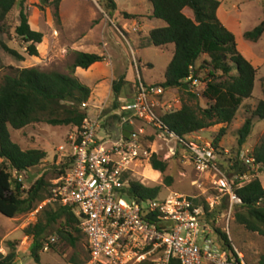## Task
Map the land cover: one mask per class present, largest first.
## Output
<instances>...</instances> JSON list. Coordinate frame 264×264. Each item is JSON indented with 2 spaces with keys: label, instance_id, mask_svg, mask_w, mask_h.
I'll return each mask as SVG.
<instances>
[{
  "label": "trees",
  "instance_id": "1",
  "mask_svg": "<svg viewBox=\"0 0 264 264\" xmlns=\"http://www.w3.org/2000/svg\"><path fill=\"white\" fill-rule=\"evenodd\" d=\"M27 0H0V24L5 22L14 9L20 10V24L16 28V35L27 47L29 57H38V45L43 43L44 35L35 32L29 25V16L25 12ZM55 2V16L60 18V3ZM115 9L113 0H108ZM153 6V20L163 21L164 28H157L149 32V42L144 48L156 47L166 49L175 46V52L165 74V81L157 84L167 90H177L182 94L180 108L174 113L163 116V122L181 137L208 130L223 125L214 140L217 152L225 153L220 143L227 133L243 104L253 98L259 70L238 50L235 34L230 31L218 18L221 7L219 0H144ZM191 11L190 18L185 11ZM137 19L138 16H131ZM264 37V23L253 31L245 34V39L258 43ZM7 53L19 61L25 58L16 50L9 48L0 41ZM206 57L207 60L198 67V62ZM105 57L97 54L77 52L72 66L77 69L89 70L98 63L104 62ZM207 71L206 86L202 97L208 106L203 108L200 96L189 91L187 79L193 76L201 80L203 71ZM125 78L115 84V91L120 92ZM263 100L253 111V117L245 121L238 131V149L232 150L227 163V174L247 176L250 168L240 160L241 149L247 144L253 130L254 118L264 121V84L262 87ZM92 91L73 76L57 72H45L39 68L18 70L13 76H6L0 87V214L7 219H15L22 215L37 212V221L23 230L26 238L31 240L28 255L36 263L41 264V254L48 247L49 251L57 252L63 246L77 248L85 235L80 229V221L73 209L60 203H48L52 198V184L46 177L34 179L32 171L45 164L48 154L44 150H23L11 136L10 129L22 131L29 126L46 124L53 127H70L81 129L89 115L82 105L91 99ZM188 98V99H187ZM120 122V117H115ZM256 164L261 165L260 173L264 172V136L253 149ZM152 168L165 175L169 165L156 155L150 159ZM72 160L58 169V177L66 174L71 168ZM24 177L30 185L20 183L14 173ZM57 177V178H58ZM254 178L245 185L235 181L241 205L234 207L235 221L247 231L264 237V186L255 172ZM165 183L170 185L171 178L166 177ZM162 187L149 188L143 184L130 180L128 198L155 199L162 193ZM229 203L227 200L225 201ZM47 203V204H46ZM205 206L208 220L216 223V216L227 209L210 212L207 200H197ZM225 205V204H224ZM225 243L233 250L229 237L220 228L216 229ZM86 240V238H85ZM9 253H0V264H18V250L20 242L7 243ZM89 255V254H88ZM264 264V253L261 256ZM76 264H82L75 262ZM141 264H154L145 261ZM170 264H180L172 259Z\"/></svg>",
  "mask_w": 264,
  "mask_h": 264
},
{
  "label": "rangeland",
  "instance_id": "2",
  "mask_svg": "<svg viewBox=\"0 0 264 264\" xmlns=\"http://www.w3.org/2000/svg\"><path fill=\"white\" fill-rule=\"evenodd\" d=\"M56 1L27 0L24 6L31 29L44 35L43 43L37 46L38 57H29L28 45L16 35V28L20 24L18 8L0 24V41L25 58L24 62L19 61L0 47V87L6 76H13L18 70L23 69L39 68L45 72L73 76L92 91L91 99L88 101L89 107L86 109L88 115L94 118L103 109L102 128L115 137L119 124L115 112L122 106L120 99L125 100L128 95L132 97L141 79L146 84H162L165 81L175 46L171 45L166 49L144 47L149 42V32L164 28L166 24L159 20H149L153 6L144 0H113L115 9L108 0H96V2L62 0L59 19L55 16ZM219 1L221 2L219 20L235 34L240 53L252 61L260 71L253 98L243 104L235 122L227 127V133L220 143V148L224 149L225 153L218 152V168L224 174L227 173V161L231 157L232 150L238 149V131L247 119L253 117V111L263 100L264 37L258 43H252L245 39V34L264 23V0ZM127 14L138 18L131 19ZM134 28H137V31H134ZM77 52L97 54L105 57V60L89 70L77 69L73 72L72 66ZM205 60L207 58L203 57L198 62V67ZM207 74L204 70L201 75L200 81L204 86H206ZM124 78L125 83L117 93L115 84ZM203 90L200 89L198 93L193 94L200 96V104L206 108L208 102L202 97ZM174 95L182 100L180 92ZM254 125V130L242 149L253 150L264 136V121L254 118ZM222 128L226 127L219 125L204 130L202 137L214 142ZM145 129L146 135L142 138V145L151 156L156 155L160 160L167 162L169 168L163 175L152 168L150 159L138 162L132 166L129 173L128 177L131 181L139 182L149 188L162 187V198H166L171 193H180L203 201L219 195L214 185L218 176L216 171L198 170L190 154L183 148L160 138L151 127L146 126ZM70 132V127H53L46 124L32 125L22 131L10 129L13 141L23 150L40 149L48 154L45 164L32 171L34 179H31L30 183L43 176L51 183L58 177V169L53 165L59 167L68 162L66 149ZM62 147H65V151H61ZM172 147L175 149L174 155L171 152ZM226 151L229 154H226ZM2 162L0 160V165ZM256 176L264 186V172H258ZM166 177L171 178L170 185L165 183ZM252 179L254 178L250 177L246 182ZM24 182L28 188L30 185L27 181ZM226 200V198L222 199L219 209L222 206L228 208ZM225 211L226 209L218 214L220 228L226 227V219H223ZM36 214L35 212L22 215L12 220L0 214V250L8 254L7 243L20 242L18 264H38L28 255L32 241L23 234L25 228L36 223ZM229 237L233 247L244 256L246 264H261L264 237L247 231L235 221V218L232 219L229 227ZM88 260L85 238L79 242L77 248L63 246L57 252L44 250L41 254V264H76L75 262L87 264Z\"/></svg>",
  "mask_w": 264,
  "mask_h": 264
},
{
  "label": "built area",
  "instance_id": "3",
  "mask_svg": "<svg viewBox=\"0 0 264 264\" xmlns=\"http://www.w3.org/2000/svg\"><path fill=\"white\" fill-rule=\"evenodd\" d=\"M186 82L191 93L205 90L193 76ZM136 89L135 99L115 112L120 117L116 138L102 128L103 109L96 117L89 116L81 129H71L66 157L72 165L66 174L51 181L52 198L48 203L73 209L87 241V264H170L172 259L180 264H246L244 256L233 245L231 250L217 232L219 216L215 224L209 221L205 206L198 204L196 197L171 193L166 198L161 194L155 199L130 200L128 176L134 164L152 157L142 145L145 127L149 126L160 138L188 152L198 170L217 172L214 185L219 195L207 202L210 212L221 206L223 198L229 202L223 214L226 227L220 228L229 237L234 207L242 204L235 181L245 185L252 172L257 174L262 169L253 150L242 149L240 153L249 174L230 178L218 168V152L213 142L202 137L204 130L181 137L163 122V116L180 108L177 96L171 97L172 90L146 84L142 79ZM88 107V103L82 105L83 109ZM127 124L134 130L125 142ZM171 152L175 154L173 147ZM14 175L24 182L23 176L17 172ZM0 253L7 255L3 250Z\"/></svg>",
  "mask_w": 264,
  "mask_h": 264
},
{
  "label": "crops",
  "instance_id": "4",
  "mask_svg": "<svg viewBox=\"0 0 264 264\" xmlns=\"http://www.w3.org/2000/svg\"><path fill=\"white\" fill-rule=\"evenodd\" d=\"M153 13V12H152ZM152 13H151V15L150 16H152ZM185 14L188 16V17H190V18H192L193 17V15H192V13H191V11H189V10H186L185 11ZM149 20L150 21H153V19H151L150 17H149ZM244 56V55H243ZM245 57V56H244ZM246 58V57H245ZM247 59V58H246ZM250 61V60H249ZM252 64H253V62L252 61H250ZM254 65V64H253ZM255 66V65H254ZM92 68V67H91ZM257 68V67H256ZM258 69V68H257ZM259 70V69H258ZM260 72V71H259ZM151 84H154V83H151ZM137 86V85H136ZM136 89V88H135ZM176 92H178L177 90H172V92H171V97H172V95L174 96V94H176ZM135 97H136V92H135V94L133 93V95H132V97L131 96H127V99H125V100H122V99H120V101H121V103H122V106L124 105V104H127V103H129V102H132L134 99H135ZM107 103V102H106ZM121 106V107H122ZM28 239V238H27Z\"/></svg>",
  "mask_w": 264,
  "mask_h": 264
},
{
  "label": "water",
  "instance_id": "5",
  "mask_svg": "<svg viewBox=\"0 0 264 264\" xmlns=\"http://www.w3.org/2000/svg\"><path fill=\"white\" fill-rule=\"evenodd\" d=\"M133 130H134V128L130 124H127L124 126L123 135H124V141L125 142H128L129 138L131 137V133L133 132Z\"/></svg>",
  "mask_w": 264,
  "mask_h": 264
}]
</instances>
